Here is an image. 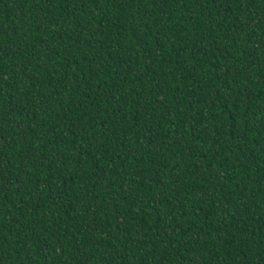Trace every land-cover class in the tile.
Instances as JSON below:
<instances>
[{"label": "trees", "instance_id": "obj_1", "mask_svg": "<svg viewBox=\"0 0 264 264\" xmlns=\"http://www.w3.org/2000/svg\"><path fill=\"white\" fill-rule=\"evenodd\" d=\"M0 264H264V0H0Z\"/></svg>", "mask_w": 264, "mask_h": 264}]
</instances>
